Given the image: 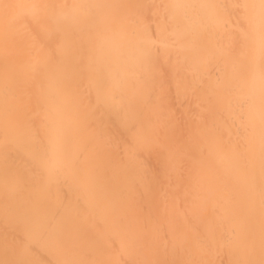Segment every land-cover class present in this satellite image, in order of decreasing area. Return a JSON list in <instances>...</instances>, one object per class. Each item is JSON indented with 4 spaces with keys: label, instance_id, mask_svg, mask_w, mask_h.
<instances>
[{
    "label": "bare ground",
    "instance_id": "6f19581e",
    "mask_svg": "<svg viewBox=\"0 0 264 264\" xmlns=\"http://www.w3.org/2000/svg\"><path fill=\"white\" fill-rule=\"evenodd\" d=\"M0 264H264V0H0Z\"/></svg>",
    "mask_w": 264,
    "mask_h": 264
}]
</instances>
